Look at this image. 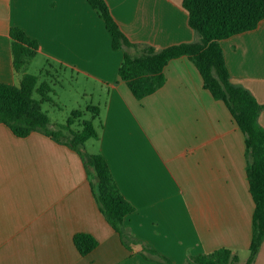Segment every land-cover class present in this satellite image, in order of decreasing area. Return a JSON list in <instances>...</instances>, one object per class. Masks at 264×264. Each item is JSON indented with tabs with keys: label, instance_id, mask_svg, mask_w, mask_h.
I'll list each match as a JSON object with an SVG mask.
<instances>
[{
	"label": "crops",
	"instance_id": "obj_1",
	"mask_svg": "<svg viewBox=\"0 0 264 264\" xmlns=\"http://www.w3.org/2000/svg\"><path fill=\"white\" fill-rule=\"evenodd\" d=\"M104 1L132 56L199 40L184 0ZM12 28L38 42L36 58L47 66L93 81L99 138L89 154L90 141L77 152L42 133L17 137L0 124V264H164L159 257L195 264L194 257L221 248L238 257L250 250L255 202L245 136L188 57L172 60L165 85L138 100L119 79L124 51L113 49L89 0H0V83L13 86L21 75ZM220 45L232 83L264 106V20ZM259 123L264 128V110ZM94 154L105 157L135 209L123 224L130 247L93 194L85 160ZM81 233L99 242L86 256L74 242ZM254 264H264V243Z\"/></svg>",
	"mask_w": 264,
	"mask_h": 264
},
{
	"label": "trees",
	"instance_id": "obj_2",
	"mask_svg": "<svg viewBox=\"0 0 264 264\" xmlns=\"http://www.w3.org/2000/svg\"><path fill=\"white\" fill-rule=\"evenodd\" d=\"M89 3L104 20L113 49L124 51L118 75L135 98L142 100L161 89L166 83L164 71L168 64L188 57L201 74L204 88L213 99L223 102L229 109L245 136L247 177L255 202L250 255L246 264H254L264 243V128L259 123L264 106L247 89L232 83L220 42L255 30L264 20V0H184L189 26L199 40L159 52L150 48L138 56L126 51L132 44L113 18L107 3L104 0H89ZM11 42L14 68L21 75V83L19 86L0 83V124L8 126L17 137L26 138L38 132L81 152L87 142L99 138L95 122L100 109L91 105L86 111L75 110L66 125L53 129L48 113L42 109L43 104L52 101L53 89L49 82L41 81L42 73H28V67L38 55L39 44L20 28L11 29ZM48 66L53 67L51 63ZM85 112L92 113V119L83 121L80 130H72L71 126L81 120ZM85 164L101 212L130 247L123 224L135 211L134 207L121 194L103 155L86 157ZM74 242L82 256L90 254L99 244L93 236L85 233L77 234ZM144 251L157 255L145 247ZM159 258L164 264H171L166 258ZM193 261L195 264H237L239 257L232 250L221 248L196 256Z\"/></svg>",
	"mask_w": 264,
	"mask_h": 264
},
{
	"label": "rangeland",
	"instance_id": "obj_3",
	"mask_svg": "<svg viewBox=\"0 0 264 264\" xmlns=\"http://www.w3.org/2000/svg\"><path fill=\"white\" fill-rule=\"evenodd\" d=\"M53 67L47 66L45 62L36 58L28 67V73L32 75H41L42 73L43 76L41 80H46L50 83L53 89L51 93L52 101L43 104L42 109L44 112L48 113L53 124L59 126L66 125L74 110L86 111L87 106H91L94 84L91 80L87 81L83 78L76 79L77 77L71 72L62 71L56 66ZM85 91H87V97L84 95ZM95 99H97L96 96ZM92 116V113L85 112L83 118L73 124L71 129L74 131L80 130L82 122L91 120ZM95 124L98 126L99 123L96 121ZM92 143H95V140H91L90 143L86 145V151L89 152V154L92 150ZM249 255L250 251H241L239 253L240 260L237 264H246Z\"/></svg>",
	"mask_w": 264,
	"mask_h": 264
}]
</instances>
